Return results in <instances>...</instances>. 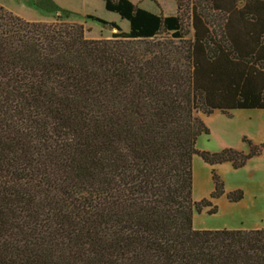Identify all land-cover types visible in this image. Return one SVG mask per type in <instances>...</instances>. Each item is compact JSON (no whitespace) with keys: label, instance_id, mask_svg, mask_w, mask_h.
I'll use <instances>...</instances> for the list:
<instances>
[{"label":"trees","instance_id":"16d2710c","mask_svg":"<svg viewBox=\"0 0 264 264\" xmlns=\"http://www.w3.org/2000/svg\"><path fill=\"white\" fill-rule=\"evenodd\" d=\"M102 1L127 32L86 14L116 30L91 39L0 5V264H264L263 228L192 226L223 193L213 171L193 201V156L239 167L261 151L195 143L199 113L264 109V0H174L169 16Z\"/></svg>","mask_w":264,"mask_h":264},{"label":"rangeland","instance_id":"374dc122","mask_svg":"<svg viewBox=\"0 0 264 264\" xmlns=\"http://www.w3.org/2000/svg\"><path fill=\"white\" fill-rule=\"evenodd\" d=\"M36 1L0 0V5L27 20L50 22L59 16L65 21L80 23L84 27L86 37L91 39L110 38L116 30L86 18V14L114 21L121 30L128 28L126 22L120 21L116 14L104 8L102 0H58L62 10L55 12L38 8ZM136 1H141L144 7L164 14H173L175 10L174 0ZM161 35L167 36L164 33ZM199 117L208 132H202L197 136L195 143L197 150L216 153L224 149H235L248 153L250 144L260 147L261 151L239 167H234L231 161L211 165L198 154L193 156V201L210 199L214 189L213 171L223 184V193L210 199L211 206L215 207L214 213H208L210 207L193 211V228L264 229V109H234L228 114L214 110L210 114L199 113ZM234 191H240L242 198L229 201L227 194Z\"/></svg>","mask_w":264,"mask_h":264},{"label":"crops","instance_id":"0c3cea01","mask_svg":"<svg viewBox=\"0 0 264 264\" xmlns=\"http://www.w3.org/2000/svg\"><path fill=\"white\" fill-rule=\"evenodd\" d=\"M53 1H54L59 7L62 8L61 3H60L58 0H53ZM130 1H131L132 3H134L135 5H137V6L141 7V8H143V9H145V10L151 12V13H154V14H161V15H163V16H169V15H175V14H176V4H175V10H174V13H173V14H164V13H162L161 11H160V12H156V11H154L153 9L149 8V7H144L143 5H141V1H136V0H130ZM102 2H103V1H102ZM174 3H175V1H174ZM66 8H67V7H66ZM109 12H111V11H109ZM111 13L116 14V15L119 17L120 21H124V22L127 23L128 28L125 29V30H122V31H124V32H127V31L129 30V22H128L126 19H122L117 13H115V12H111ZM113 22H114V21H113Z\"/></svg>","mask_w":264,"mask_h":264}]
</instances>
